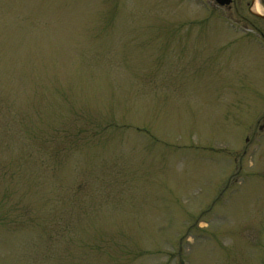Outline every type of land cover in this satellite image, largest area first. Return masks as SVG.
I'll return each instance as SVG.
<instances>
[{"label":"rangeland","instance_id":"obj_1","mask_svg":"<svg viewBox=\"0 0 264 264\" xmlns=\"http://www.w3.org/2000/svg\"><path fill=\"white\" fill-rule=\"evenodd\" d=\"M208 14L0 0V264H264L261 151L233 165L264 71Z\"/></svg>","mask_w":264,"mask_h":264},{"label":"flooded vegetation","instance_id":"obj_2","mask_svg":"<svg viewBox=\"0 0 264 264\" xmlns=\"http://www.w3.org/2000/svg\"><path fill=\"white\" fill-rule=\"evenodd\" d=\"M197 1L202 3L207 13L211 12L215 15L213 18L231 23L239 31L240 39L255 48V53L259 55L256 59L264 71V0H230L229 3L224 4L218 0ZM213 18L209 14L206 16L209 20ZM255 94L256 112L251 115L238 114L235 117L239 142L241 141L238 147H244L243 151L237 152L234 156L233 165H239L238 171H241L246 164L247 166L249 163L253 164L252 158L260 151L258 163L264 165V156H262L264 149V81L259 88L255 89ZM239 176L240 173L234 177L235 184L239 183ZM262 259L264 262V257Z\"/></svg>","mask_w":264,"mask_h":264},{"label":"water","instance_id":"obj_3","mask_svg":"<svg viewBox=\"0 0 264 264\" xmlns=\"http://www.w3.org/2000/svg\"><path fill=\"white\" fill-rule=\"evenodd\" d=\"M218 1H220V3H222V4H224L225 2H227V3L230 2V0H218Z\"/></svg>","mask_w":264,"mask_h":264}]
</instances>
